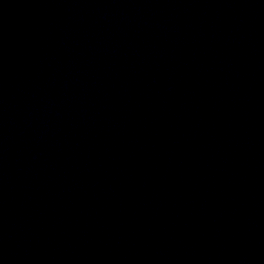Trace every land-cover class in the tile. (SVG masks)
<instances>
[{
    "label": "water",
    "instance_id": "water-1",
    "mask_svg": "<svg viewBox=\"0 0 264 264\" xmlns=\"http://www.w3.org/2000/svg\"><path fill=\"white\" fill-rule=\"evenodd\" d=\"M0 264H264V0H0Z\"/></svg>",
    "mask_w": 264,
    "mask_h": 264
}]
</instances>
